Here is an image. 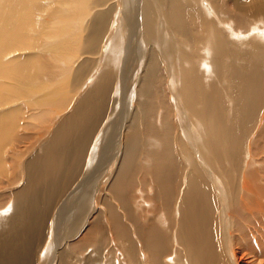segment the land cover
Here are the masks:
<instances>
[{"label":"bare ground","instance_id":"1","mask_svg":"<svg viewBox=\"0 0 264 264\" xmlns=\"http://www.w3.org/2000/svg\"><path fill=\"white\" fill-rule=\"evenodd\" d=\"M0 264H264V0H0Z\"/></svg>","mask_w":264,"mask_h":264},{"label":"rangeland","instance_id":"2","mask_svg":"<svg viewBox=\"0 0 264 264\" xmlns=\"http://www.w3.org/2000/svg\"><path fill=\"white\" fill-rule=\"evenodd\" d=\"M134 65H133V62H132V60L129 62V67L128 68H130V70L132 69V67H133ZM56 86V83L55 84H51L50 86L49 85H47L46 86V88H48L49 87V89L50 88H54V87ZM51 90V89H50ZM27 134H29V133H27Z\"/></svg>","mask_w":264,"mask_h":264}]
</instances>
